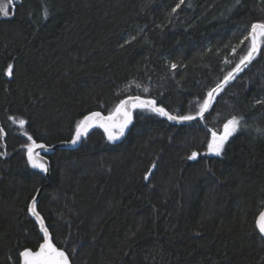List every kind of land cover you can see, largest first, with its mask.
Returning <instances> with one entry per match:
<instances>
[{
	"label": "trees",
	"instance_id": "obj_1",
	"mask_svg": "<svg viewBox=\"0 0 264 264\" xmlns=\"http://www.w3.org/2000/svg\"><path fill=\"white\" fill-rule=\"evenodd\" d=\"M178 3L12 0L0 16V264L43 242L27 211L40 191L37 210L71 264H264V36L203 119L136 109L120 142L97 126L80 148L49 156V178L28 162L33 140L69 142L85 116L111 115L122 99L199 111L247 55L264 0H184L173 13ZM232 117L241 128L208 155V130Z\"/></svg>",
	"mask_w": 264,
	"mask_h": 264
},
{
	"label": "snow or ice",
	"instance_id": "obj_2",
	"mask_svg": "<svg viewBox=\"0 0 264 264\" xmlns=\"http://www.w3.org/2000/svg\"><path fill=\"white\" fill-rule=\"evenodd\" d=\"M184 0H180L173 9L172 12L175 13L178 8H180L181 4ZM12 3V0H0V16L4 18L9 17V5ZM47 11L44 13L45 19L47 18ZM259 30V35L264 36V23H254L251 25V31L249 36L251 37V46L247 52V55L242 57L235 65V67L228 72L227 75L223 77V80L216 84L210 91L207 92L203 103L199 107V111L194 115H173L170 114L169 111L165 109L163 106H157V102L153 99H142L140 96L129 97L127 99H122L119 102V105L116 107L115 113L122 117L119 123L113 122L111 124L102 123L100 126L104 129L105 133H107L108 140L114 141L118 139L120 136L124 135L125 129L132 123V109H148L151 112L166 117L169 121L174 122H190V121H198V119H203L205 113L211 110L212 104L214 101L212 100L213 95L218 93L221 89L222 84H226L230 78H233L235 73H238L242 70V66L245 65L246 62H250L251 59L254 58L255 54L259 53V48L257 46V31ZM249 37L246 36L244 39L247 40ZM243 43V41H242ZM235 52V49H233ZM176 65L173 64L172 68H175ZM7 74H12V65H8ZM139 87V85H137ZM144 91L147 92L148 89L144 88ZM131 105V107H126L127 105ZM99 112H93L89 116H85L83 120H81L75 129V134L71 139L70 143L76 144L83 135H85L88 129L92 126L93 117H100ZM108 120H113L112 116L107 118ZM25 121L23 119L19 120V124L23 126ZM245 128L249 127L244 125ZM241 128V121L236 117H232L228 119L224 125L222 132H217L216 130L209 129L210 132V141L207 144V149L209 154L221 155L224 144ZM112 129H116L117 131L114 133ZM257 131L262 132L264 134V130L257 129ZM32 140V137L28 138ZM44 149V144H37L34 140L31 144L27 145V156L28 162L34 169H39L41 172H47L46 163L38 162V154L34 153V149ZM189 160L198 159V153L193 151L188 157ZM156 165L153 164L152 168L155 169ZM146 180L149 178L148 175L144 177ZM27 211L35 217V219L42 226L41 230L43 232V242L39 244V251L33 253L30 250H25L20 253L21 257H23V264H69L68 258L64 251L57 249L50 241H49V233L47 228L44 226V219L42 218L40 212L37 210V198L33 197L31 199L30 205L27 207ZM257 228L261 234H264V212H261L257 219Z\"/></svg>",
	"mask_w": 264,
	"mask_h": 264
},
{
	"label": "water",
	"instance_id": "obj_3",
	"mask_svg": "<svg viewBox=\"0 0 264 264\" xmlns=\"http://www.w3.org/2000/svg\"><path fill=\"white\" fill-rule=\"evenodd\" d=\"M259 31V30H258ZM258 31H257V34H258ZM257 46H258V48H259V45H258V42H257ZM256 55V54H255ZM254 55V56H255ZM252 60V59H251ZM251 62V61H250ZM250 62H246L245 63V65H243L242 66V70L243 69H245L249 64H250ZM242 70H240V71H242ZM239 71V72H240ZM238 72V73H239ZM238 73H235L234 74V76H233V78L238 74ZM233 78H230V80H232ZM229 80V81H230ZM225 86V84H222L221 85V89L223 88ZM217 94V93H216ZM216 94H214L213 95V98H212V100L214 101V98H215V96H216ZM135 97V96H134ZM142 98V97H141ZM142 99H145V98H142ZM157 106H158V104H157ZM126 107H131V105L129 104V105H127ZM135 110L136 109H132V117H133V120H132V123L128 126V128H126L125 129V132H124V135L123 136H120L118 139H116V140H114V141H111V142H120L121 140H123L124 139V137L126 136V134L128 133V131L130 130V128H131V126H132V124H133V122H134V120H135ZM101 115H100V117H93V123H92V126L88 129V131H87V133L85 134V135H83L82 137H81V139L76 143V144H72V143H70V141L69 142H62V143H59V144H57L56 146H47V145H45V148L44 149H39V148H36V149H34V153H36V154H38V157H39V159H38V162H41V163H46V166H47V172H43L44 173V175L47 177V178H49L50 177V175H51V161H50V159H49V156H51V155H53L58 149H66V150H75V149H78V148H80L81 146H82V144L84 143V141L86 140V138L92 133V131L97 127V126H100L102 123H108V124H111V123H113V122H116V123H119V121L122 119V117L121 116H119V115H117L115 112L113 113V114H111V115H104L102 112H99ZM171 114V113H170ZM208 114V112L207 113H205V116ZM89 115H91V113L89 114ZM89 115H87V116H89ZM109 116H112L113 117V120H108L107 118L109 117ZM204 116V117H205ZM199 120H201V119H198V121ZM171 122H173V123H175V124H192V123H194V122H196V121H190V122H174V121H171ZM24 126V125H23ZM115 130L116 129H112V131L115 133ZM107 134V133H106ZM108 137V136H107ZM27 158H28V156H27ZM37 170H39V169H37ZM40 196H41V191L37 194V196H36V198H37V204H38V202H39V200H40ZM261 212H264V208H263V210L261 211ZM260 212V213H261ZM260 215V214H259ZM259 215H258V217H259ZM33 217V216H32ZM34 219H35V217H33ZM258 219V218H257ZM36 220V219H35ZM36 222L39 224V227H40V231H41V233H42V235H43V232H42V230H41V228H42V226L40 225V223L36 220ZM256 225H257V222H256ZM44 226L47 228V226H46V224H45V221H44ZM258 229V228H257ZM47 230H48V233H49V241L57 248V249H59V250H62V249H60L55 243H54V241H53V238H52V234L50 233V230L47 228ZM258 232H259V229H258ZM260 233V232H259ZM260 235L262 236V238L264 239V234H261L260 233ZM26 250H30V251H32L33 253H35V252H37V251H39V248L37 249V250H35V251H33V250H31V249H26ZM25 251V250H24ZM63 251V250H62ZM66 254V253H65ZM66 256H67V258H68V261H69V264H71V262H70V259H69V257H68V255L66 254ZM20 264H23V257H21V263Z\"/></svg>",
	"mask_w": 264,
	"mask_h": 264
},
{
	"label": "rangeland",
	"instance_id": "obj_4",
	"mask_svg": "<svg viewBox=\"0 0 264 264\" xmlns=\"http://www.w3.org/2000/svg\"><path fill=\"white\" fill-rule=\"evenodd\" d=\"M258 35H259V31H258V34H257V42H259V40H260V38H261V36L259 35V38H258ZM248 67V66H247ZM226 85V84H225ZM222 130H223V127H222V129H221V131L220 132H222ZM237 132V131H236ZM219 133V132H218ZM226 144V143H225ZM225 144H224V147H225ZM224 147H223V150H224ZM223 150H222V153H223ZM222 153H221V155H222ZM207 154L208 155H212V156H217V155H214V154H209V152H208V150H207ZM220 156V155H219Z\"/></svg>",
	"mask_w": 264,
	"mask_h": 264
}]
</instances>
